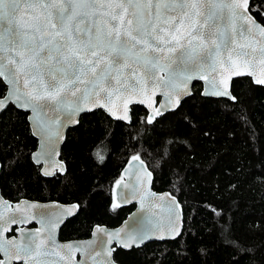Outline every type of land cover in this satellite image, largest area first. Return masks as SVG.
<instances>
[{
  "label": "snow or ice",
  "instance_id": "snow-or-ice-1",
  "mask_svg": "<svg viewBox=\"0 0 264 264\" xmlns=\"http://www.w3.org/2000/svg\"><path fill=\"white\" fill-rule=\"evenodd\" d=\"M242 76L264 86V0H0V114L30 113L40 139L30 160L42 177L65 171L54 159L56 145L80 113L103 108L121 124L155 131L166 114L181 113L194 79L207 82L206 94L239 103L232 81ZM158 95L164 97L159 104ZM179 144L177 134L164 142V153ZM28 159L0 147V179ZM131 160L138 165L134 179L115 186L123 203L139 198L143 210L154 197L153 173L140 155ZM120 206L114 200L112 208ZM55 208L0 196V264H112L105 245L114 240L131 248L184 234L179 201L171 198L163 229L143 216L123 234L97 226L96 241L62 245L56 229L80 205ZM33 221L41 227H22ZM13 230L18 239L5 236Z\"/></svg>",
  "mask_w": 264,
  "mask_h": 264
},
{
  "label": "trees",
  "instance_id": "trees-1",
  "mask_svg": "<svg viewBox=\"0 0 264 264\" xmlns=\"http://www.w3.org/2000/svg\"><path fill=\"white\" fill-rule=\"evenodd\" d=\"M232 90L239 103L202 98L201 85L195 84L181 113L166 114L155 131L112 121L101 111L84 114L67 131L60 150L66 172L54 178L40 176L31 163L36 141L27 115L15 109L3 113L0 147L29 159L21 160L14 173L6 171L1 194L9 201L79 204L62 234L81 238L93 225L118 226L133 210L113 209L112 189L125 163L140 155L153 173V190L179 201L184 234L139 249H117L115 262L264 264V87L239 78ZM143 114L141 108L137 115ZM177 134L180 144L164 153V142Z\"/></svg>",
  "mask_w": 264,
  "mask_h": 264
},
{
  "label": "water",
  "instance_id": "water-1",
  "mask_svg": "<svg viewBox=\"0 0 264 264\" xmlns=\"http://www.w3.org/2000/svg\"><path fill=\"white\" fill-rule=\"evenodd\" d=\"M239 78H249L252 82V78L250 77H247V76H242V77H234L233 80L235 79H239ZM199 83L201 85V92H200V96L202 98H207V99H223V100H227L229 102H231L230 100H228L227 98H224V97H216V96H213V95H210V94H206L208 92V89H209V85L207 84V82L203 81V80H199V79H194L191 83H190V88H191V95L188 96V97H185L184 99H188L192 96V91H193V87L195 84ZM253 84V83H252ZM254 85V84H253ZM254 86H258V87H264V86H259V85H254ZM164 100V97L163 96H160L158 95L156 97V101L157 103H162ZM233 103V102H231ZM94 111H101L103 112L109 119H111L112 121H115V122H118L116 121L114 118H111L109 117V115L107 114L106 110L103 109V108H96L94 109L93 111L91 112H82L79 114L78 116V120L79 118L84 115V114H89V113H92ZM20 112H23V111H20ZM24 113V112H23ZM1 115V114H0ZM27 115H30V113H28ZM26 121H27V124H28V128H29V131H30V134L31 136L35 139L36 141V148L35 150L32 152H36L39 150L40 148V139L38 136H34L33 135V128H32V124L31 122L27 119V116H26ZM78 123H73V124H69L67 126H65L63 129H62V137L60 139V141L57 143L56 145V149H57V153L58 155L54 158L55 160L57 161H60V150H61V147L65 141V137H66V133L69 129L71 128H74L77 126ZM31 153V154H32ZM31 156V155H30ZM63 163V162H62ZM145 164V163H144ZM64 165V168H65V171L62 173V174H59V175H64L65 172H66V167H65V164L63 163ZM39 168V166H36ZM137 168H138V165H136L132 160L131 158L125 163V165L123 166L121 172H120V179H123V181L125 183H127L129 180L131 179H134V177L132 176V173H135L137 172ZM148 170V168H147ZM149 171V170H148ZM137 174L139 175H143L144 173L141 171V172H138ZM45 178H48V177H45ZM152 183H153V176H152ZM126 191V190H125ZM150 191L152 193H154V197L151 198V203H149L147 200L145 202V207L144 209L142 210L141 209V206H140V202H139V198H136L134 199L131 203H123L122 200L120 199V192H121V189L119 188H116L115 184L113 186V189H112V200L114 202V200L116 202H119L121 204V208L123 207H128V206H134L133 210L125 217V219L116 227L114 228H107L106 226H103V225H95L93 228H92V231H91V234H90V237L87 239V240H83V241H69V242H59L58 241V232H59V229L60 227L69 219L73 218L77 213L78 211L76 212V214L74 216H71L67 219H65L60 225L59 227L56 229V240L59 244H68V243H72V244H81V245H87L91 242H94L97 240V236H94L93 233L96 231V227L97 226H100L101 228H104L106 229L107 231L109 232H120L121 234H123V232L127 231V228L129 225H132L135 223L136 219L140 218V217H143V216H151L154 220H157L160 222V225H161V228L163 229V227L167 224V205H168V202L171 198H175L173 195H171L169 192L167 191H163V192H156L153 190L152 188V184H151V187H150ZM0 196H2L1 194V191H0ZM4 198V197H3ZM5 199V198H4ZM20 201H28V202H31V203H37V204H40V205H47L49 206V210H52V211H56V208L55 206L56 205H61V206H68L70 204H63V203H59V202H54V201H50V202H39V201H32V200H27V199H19ZM176 201H178L176 198H175ZM71 204H76V203H71ZM180 210L182 211V208L180 206ZM182 215H183V211H182ZM30 224H35L36 225V228L34 229H26V230H32V231H35L36 229H39L41 227V225L39 223H37L36 221H33L32 223H29V224H26V225H23L22 227L24 226H28ZM13 228H15V226H13ZM10 233V232H9ZM7 234H5V236L7 237ZM15 235L14 237H16L17 239L19 238V233L17 231H15ZM97 235H100V234H97ZM8 238V237H7ZM9 238H12V237H9ZM102 239H107L106 237H103L101 236ZM178 239V238H177ZM176 240V239H175ZM166 241H174V240H160V239H156V238H150L146 241H144L143 243H140L138 245H133L131 248H124V247H121L120 244L114 240L110 245H105V247H110L112 249V252H111V255L109 256V259L112 261V264H118L117 262L114 261V252L117 250V249H120V250H123V251H130L131 249H139L141 247H143L144 245L148 244V243H163V242H166ZM82 259L81 255L79 253H76V260H80Z\"/></svg>",
  "mask_w": 264,
  "mask_h": 264
},
{
  "label": "flooded vegetation",
  "instance_id": "flooded-vegetation-1",
  "mask_svg": "<svg viewBox=\"0 0 264 264\" xmlns=\"http://www.w3.org/2000/svg\"><path fill=\"white\" fill-rule=\"evenodd\" d=\"M60 160H61V158H60ZM62 161V160H61ZM22 199H26V198H22ZM27 200H29V199H27ZM32 201H37V200H32ZM52 201H54V200H52ZM11 202H15V201H11ZM39 202H50V201H39ZM54 202H58V201H54ZM59 203H62V202H59ZM63 204H71V203H63ZM128 207H130V206H128ZM119 208H121V207H119ZM124 208V207H123ZM76 216V215H75ZM74 216V217H75ZM73 217V218H74ZM73 218H71V219H73ZM71 219H69V220H67L61 227H60V229H59V232H58V241L59 242H63V243H65V242H69V241H83V240H87L89 237H90V234H91V231H92V228L95 226V225H93L92 227H91V229H90V232H89V234L87 235V236H84V237H81V238H75V237H68V236H66V235H63L62 234V230L64 229V227H65V225L67 224V222H69ZM104 226V225H103ZM24 228L25 229H34V228H36V225L35 224H30V225H28L27 227L26 226H24ZM108 228V227H107ZM15 229V228H14ZM14 236H16L15 235V230H13V231H11L10 233H8L7 234V237L9 238V237H14Z\"/></svg>",
  "mask_w": 264,
  "mask_h": 264
}]
</instances>
